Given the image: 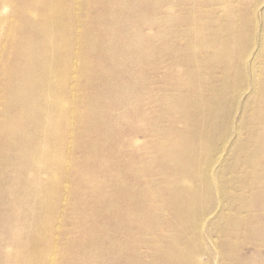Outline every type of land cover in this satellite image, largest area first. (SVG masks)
I'll list each match as a JSON object with an SVG mask.
<instances>
[{"label": "rangeland", "instance_id": "rangeland-1", "mask_svg": "<svg viewBox=\"0 0 264 264\" xmlns=\"http://www.w3.org/2000/svg\"><path fill=\"white\" fill-rule=\"evenodd\" d=\"M0 264H264V0H0Z\"/></svg>", "mask_w": 264, "mask_h": 264}]
</instances>
